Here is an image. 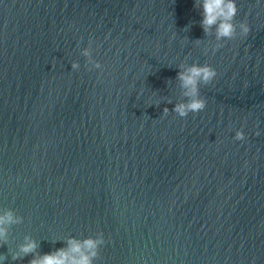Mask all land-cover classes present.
Masks as SVG:
<instances>
[{"label":"water","instance_id":"water-1","mask_svg":"<svg viewBox=\"0 0 264 264\" xmlns=\"http://www.w3.org/2000/svg\"><path fill=\"white\" fill-rule=\"evenodd\" d=\"M237 2L213 52L195 0H0V264L100 232L95 264H264V0ZM187 63L218 75L180 117Z\"/></svg>","mask_w":264,"mask_h":264},{"label":"clouds","instance_id":"clouds-1","mask_svg":"<svg viewBox=\"0 0 264 264\" xmlns=\"http://www.w3.org/2000/svg\"><path fill=\"white\" fill-rule=\"evenodd\" d=\"M195 6L202 9L203 17L201 26L207 36L215 35L217 43L212 47L215 52L222 48L224 44L235 39L237 36H247L251 31V26L247 20L236 21L239 12L237 0H195ZM200 43L201 40L196 41ZM91 43V39L89 41ZM82 54L87 58H92L91 47L83 49ZM92 67L102 69L103 65L95 59H88ZM72 69H79L80 64L74 61ZM180 71L176 76L179 83L182 97L186 98L175 103L174 111L180 117H187L188 114L198 113L207 106V100L201 96V85H207L213 82L217 77V69L211 64L187 63L179 66ZM172 103L171 100L168 101ZM170 109L165 107L163 113ZM259 135V133H257ZM236 140H244L245 132L241 129L236 132ZM23 222V216H18L16 211L8 208L0 214V242L7 243L9 240V229L12 225ZM106 243L103 232L95 236L86 238L70 237L66 246L47 253H39L38 242L31 236H25L24 242L18 246V249L12 255L13 260H21L29 254H34L28 264H95V260L100 256V249ZM4 259H7L5 256Z\"/></svg>","mask_w":264,"mask_h":264}]
</instances>
